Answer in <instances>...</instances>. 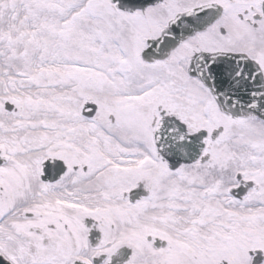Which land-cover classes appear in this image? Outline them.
<instances>
[{
    "label": "snow or ice",
    "instance_id": "1",
    "mask_svg": "<svg viewBox=\"0 0 264 264\" xmlns=\"http://www.w3.org/2000/svg\"><path fill=\"white\" fill-rule=\"evenodd\" d=\"M0 264H264V0H0Z\"/></svg>",
    "mask_w": 264,
    "mask_h": 264
}]
</instances>
